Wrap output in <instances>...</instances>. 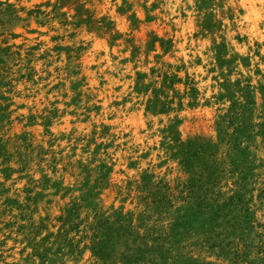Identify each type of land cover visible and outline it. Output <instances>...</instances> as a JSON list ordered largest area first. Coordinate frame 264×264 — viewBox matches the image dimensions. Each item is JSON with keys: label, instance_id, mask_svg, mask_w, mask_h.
<instances>
[{"label": "rangeland", "instance_id": "obj_1", "mask_svg": "<svg viewBox=\"0 0 264 264\" xmlns=\"http://www.w3.org/2000/svg\"><path fill=\"white\" fill-rule=\"evenodd\" d=\"M0 264H264V0H0Z\"/></svg>", "mask_w": 264, "mask_h": 264}, {"label": "bare ground", "instance_id": "obj_2", "mask_svg": "<svg viewBox=\"0 0 264 264\" xmlns=\"http://www.w3.org/2000/svg\"><path fill=\"white\" fill-rule=\"evenodd\" d=\"M254 22V21H253ZM252 28V27H251Z\"/></svg>", "mask_w": 264, "mask_h": 264}]
</instances>
